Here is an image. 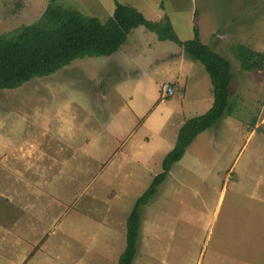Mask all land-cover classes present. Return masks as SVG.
Listing matches in <instances>:
<instances>
[{"label": "rangeland", "instance_id": "rangeland-1", "mask_svg": "<svg viewBox=\"0 0 264 264\" xmlns=\"http://www.w3.org/2000/svg\"><path fill=\"white\" fill-rule=\"evenodd\" d=\"M56 1L102 22L114 8ZM117 1L150 20L165 13L181 40L196 27L230 62L234 104L144 205L132 264H263L264 69L243 70L236 51L264 52V0ZM49 2L0 0V33L35 21ZM181 50L138 26L109 56L0 89V264H117L137 197L184 121L213 103L205 67L185 54L182 68ZM177 76L162 103L161 85Z\"/></svg>", "mask_w": 264, "mask_h": 264}, {"label": "trees", "instance_id": "trees-1", "mask_svg": "<svg viewBox=\"0 0 264 264\" xmlns=\"http://www.w3.org/2000/svg\"><path fill=\"white\" fill-rule=\"evenodd\" d=\"M138 26L154 32L160 40L177 43L184 54L203 64L210 77L214 99L206 112L184 121L173 148L163 158L162 171L137 197L126 218V243L117 264H132L142 209L157 193L171 165L181 159L199 133L211 127L225 113H232L229 60L203 43L196 27L191 38L181 40L166 14L159 20H150L134 6L117 0H114L113 11L104 22L97 16L83 15L73 7L50 0L35 21L0 33V89H15L35 77L51 75L75 59L113 54L126 41L131 30ZM236 55L243 70L264 69L263 51H254L239 44Z\"/></svg>", "mask_w": 264, "mask_h": 264}, {"label": "crops", "instance_id": "crops-1", "mask_svg": "<svg viewBox=\"0 0 264 264\" xmlns=\"http://www.w3.org/2000/svg\"><path fill=\"white\" fill-rule=\"evenodd\" d=\"M165 14V13H164ZM163 14V12H162V16L164 15ZM173 23H174V21H172ZM172 24V23H171ZM173 25V24H172ZM217 45V44H216ZM244 45V44H243ZM246 46V45H245ZM181 47V46H180ZM246 47H248V46H246ZM182 48V47H181ZM215 48V47H214ZM248 48H250V47H248ZM218 50V49H217ZM253 50V49H252ZM181 58L179 59V64H180V66L182 67L185 63H184V61L186 62V56H185V54H184V52H183V49L181 50ZM183 62V63H182ZM182 63V64H181ZM183 68V67H182ZM188 79H190V78H188ZM187 79V80H188ZM177 82H178V76L176 77V79L173 81V82H169L168 84H170L172 87H173V89L174 90H177L178 88H179V85L177 84ZM188 82V81H187ZM211 83V82H210ZM232 83V82H231ZM230 83V84H231ZM189 85H190V83H189ZM210 88H211V91H212V86L210 85ZM186 89V88H185ZM187 90V89H186ZM186 90H184V94H186ZM188 91H190V90H188ZM202 92V91H201ZM161 102L162 103H165L166 101L165 100H161ZM141 225V224H140ZM136 252H137V250H136ZM262 264V263H261ZM264 264V263H263Z\"/></svg>", "mask_w": 264, "mask_h": 264}, {"label": "built area", "instance_id": "built-area-1", "mask_svg": "<svg viewBox=\"0 0 264 264\" xmlns=\"http://www.w3.org/2000/svg\"><path fill=\"white\" fill-rule=\"evenodd\" d=\"M161 91H162V96H161V100H164L165 98L172 96L174 94V89L173 87L168 84V83H163L161 85Z\"/></svg>", "mask_w": 264, "mask_h": 264}]
</instances>
